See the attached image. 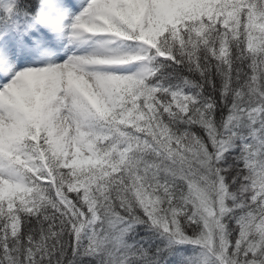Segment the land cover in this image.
Wrapping results in <instances>:
<instances>
[{"label": "snow or ice", "instance_id": "6c2138e0", "mask_svg": "<svg viewBox=\"0 0 264 264\" xmlns=\"http://www.w3.org/2000/svg\"><path fill=\"white\" fill-rule=\"evenodd\" d=\"M0 264H264V0H0Z\"/></svg>", "mask_w": 264, "mask_h": 264}]
</instances>
